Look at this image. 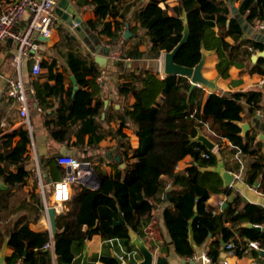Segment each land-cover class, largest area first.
<instances>
[{"label": "trees", "instance_id": "1", "mask_svg": "<svg viewBox=\"0 0 264 264\" xmlns=\"http://www.w3.org/2000/svg\"><path fill=\"white\" fill-rule=\"evenodd\" d=\"M144 1L134 11V16L150 38V53L154 57H159L162 51L169 52L182 40L183 18L187 15L190 37L177 51L175 61L178 64L193 67L202 59V51L215 50L219 55L217 69L220 74H224L231 60L241 67L242 63L238 60L244 52L243 58L249 56L250 60L245 71L264 74V57L255 64L250 59L255 50L263 51L264 45L252 38L242 40L245 20L251 26L256 21L264 22V0H239L237 9L230 6L228 0H179L177 6L166 8L160 6L162 0ZM123 2L102 0L95 6L96 20L86 25L96 34L98 47H102L103 35L112 37L108 44L115 45L114 41L118 31H122L123 23L115 20L116 28L112 30V23L106 19H116ZM215 25L219 26L218 34L214 31ZM4 46L8 50L13 47L9 41ZM131 56L134 60L129 68H125L123 63V73L127 80L118 87L119 95L128 99L125 108L120 111L121 127L126 125L133 128L139 136V146L132 149L128 140L124 144L120 142L124 150L117 159L119 174L106 180L98 173L100 186L95 190L84 186L74 195L70 211L58 215L54 252L60 263L71 264L74 251L83 253L87 240L94 234H101L104 240L121 238L130 242L128 225L141 234V227L151 220L156 206L164 198L168 202L163 213L164 222L179 252L189 256L193 254L191 234L198 245H202L213 234L212 245L207 252L211 261L217 259L222 240L226 244L232 241L239 254L249 246L242 242V247V237L258 241L261 248H264V230L256 228L264 225V207L254 203L242 207V199L237 192L228 202L229 206L216 213L208 200L220 194L230 197L233 190L223 186L218 173L203 170L217 164L216 155L202 144L192 141L200 131L207 128L209 137L222 153L224 139L230 140L242 155L252 153L255 146L261 144L257 141V131L253 128L243 135L236 121L237 114L226 118L225 108L241 101H250L249 105L244 106L247 117L256 116L259 110H264L261 105L263 92L258 89L228 91L225 94L214 92L205 98L206 91L198 86L191 88V81L187 77L170 75L161 78L157 68L143 60L144 54L126 53L123 58ZM145 58L150 57L148 55ZM12 59L10 53L8 60ZM68 69L75 77L78 88L74 91V83L71 82L66 101L60 103L64 112L56 116L53 112L44 113L45 125L54 139L66 144L73 131L69 124L90 115L101 117L104 112V101L98 97L102 83L97 82L101 75L99 64L93 58L88 61L80 52L72 51L68 53ZM53 76L57 79L56 84H50L48 80L34 83L40 107H43L44 99L63 92L64 75L56 73ZM88 86L92 90L87 89ZM132 98L134 101L131 104L129 100ZM94 99L95 105L92 107ZM54 117L58 120L53 125ZM92 124L97 128L100 126L98 120ZM31 147L32 133L25 127L0 137V179L7 185V189L0 188V213L12 208L16 188H24L28 179L35 177V168H27L32 161ZM130 154L133 155L130 157ZM204 154H209L210 158H205ZM186 156H192L188 174L177 168ZM58 157L52 155L39 158L41 171L50 173L60 170L65 173L57 162ZM134 158L136 161L131 162ZM121 164H126V167L121 168ZM248 167L245 183L249 185L259 182L264 192V153L253 156ZM44 190L47 194L45 178ZM41 196V193L35 194L33 201L26 204L35 214L34 221L41 216ZM144 214L147 218L142 224L139 219L134 221L137 215ZM120 215L125 222L117 224ZM28 216V213L19 216L7 231L6 237L12 253L6 257V264H16L18 261L21 264H52L51 252L44 247L50 234L48 231H33ZM96 220L99 221L97 225ZM245 223H251L253 227H246ZM83 225H88L86 231H82ZM238 226L240 239L235 234ZM102 259L110 264H119L113 256Z\"/></svg>", "mask_w": 264, "mask_h": 264}, {"label": "crops", "instance_id": "2", "mask_svg": "<svg viewBox=\"0 0 264 264\" xmlns=\"http://www.w3.org/2000/svg\"><path fill=\"white\" fill-rule=\"evenodd\" d=\"M16 0H0V10L3 9L6 5L15 2ZM60 1V0H59ZM102 0H69L76 11L79 13V16L82 19L84 25L83 30H88L85 36L81 35L79 30L72 28V23L67 22L62 17H60V22L57 25V28L54 30L52 36L47 38L44 41V64L43 72L38 76H32V62L28 58H25L21 66V75L26 83L28 88L29 96V122L19 115V106L14 99L10 98L7 93L8 80L10 78L16 77L18 75L17 69L13 65V59L8 60V56L11 53L13 55L14 44L11 50L5 49L4 43L0 48V137L4 134L17 131L21 127L28 128L32 133V147L30 153H32V159L36 162L39 158H45L52 155H62L70 154L77 157L83 162H88L91 164V167L94 169L96 174L100 173L106 180L114 178L118 175L117 162L119 160V153L124 150L122 146L119 145L127 143V140L130 142L132 149L139 146V136L133 130L131 126L121 127V115L120 112L125 108L128 99L125 96H121L118 93V87L124 83L126 75L123 73V63L125 68L131 66L134 57H126V53L129 54H144V61L148 64H153L155 68L158 66V58L161 55L165 54V51H162L159 57H154L150 53L151 41L148 35L145 34L144 30L140 27L139 22L134 16V11L139 8L140 4L144 3V0H124L119 14L114 19L113 17H107V21L112 23V30L116 28L114 21L119 20L123 23L122 31H118V37L116 38L115 45L111 46L109 54H106L103 48L108 46V42H111L112 37L103 35L102 47L96 46V50L92 49L94 45V40L91 37L96 36V34L91 30L90 27H87V23L93 22L96 20L95 6ZM227 1V0H224ZM228 4L235 9L239 7V0H228ZM147 2V1H146ZM179 4V0H162L160 6L166 8L168 6L175 7ZM172 13V11H170ZM185 15V14H184ZM185 17V16H184ZM241 19H243L241 17ZM256 21L255 23H257ZM260 22H263L260 20ZM254 23V25H255ZM254 25H249L245 20L244 22V35L242 40L246 38H252L264 45V30H256ZM133 28L135 29L133 31ZM214 31L218 34L219 26L215 25ZM230 42H233L231 37H228ZM76 51L80 52L83 56H86L88 61L92 58L99 64L101 67V73L105 72L102 83H101L100 92L98 97L104 101V112L101 117H96L90 115L87 118L79 119L77 123L69 124L73 128V131L69 134L68 143L60 142L54 139L50 130L45 125L44 113L52 114L56 116L58 113L64 112L65 110L60 108V103L66 101L67 92L71 88V82H73L70 70L68 69V53ZM207 54L206 63L203 69L204 76L216 84V89L214 92L218 94H225L228 91H247L248 89H258L263 92V98L261 100V105L264 107V74L255 72L250 73L246 70L247 65L249 64V56L243 58V53L241 58L238 60L242 63L241 67H238L234 60H231L230 65L227 67V70L224 74H220L217 69V63L219 62V55L215 50H204ZM264 52L260 50H255L251 54V63L255 64L253 61V56L257 53ZM104 56L106 59L101 65L97 56ZM149 55L150 58H145ZM12 63V69L8 70V66ZM51 68V69H50ZM264 70V67H263ZM56 73H62L64 75V87L61 94L55 93L52 97L43 100V107L39 105L36 98V88L35 81L44 82L49 81L50 84H56L57 79L53 76ZM51 75V76H50ZM161 78H165L167 75H160ZM191 81V80H190ZM74 83V82H73ZM31 86L35 89V94L31 92ZM204 91H206L205 98L209 96L211 91L206 87L201 86ZM78 86L74 83L73 90L75 91ZM87 89L92 90L91 86H88ZM45 94V93H44ZM44 97V96H43ZM130 103L134 99L129 100ZM250 104V101H241L237 104L229 105L225 108L226 118L231 117L234 114H237L236 121L242 128L243 135H246L251 129L257 131V141L260 142L258 146L252 153L249 155H242L239 150L233 147L230 140L224 139L221 148L224 152L223 163L227 169L236 175V180L232 185L233 193L232 195L226 196L224 194L213 195L208 200V203L214 206L216 213L221 212L226 209L229 205L228 202L230 199L239 192V195L242 199V207L247 203H254L264 207V192L260 189L259 182L254 184H247L244 181L245 173L248 170L249 162L252 160L253 156H258L260 153H264V138H259L262 133V124L264 123V110H259L256 116L247 117V110L244 106ZM95 105V99L92 103V107ZM244 108H241V107ZM16 109V110H15ZM261 116V117H260ZM51 117L49 118V120ZM54 123L58 120L57 117L53 118ZM99 121L100 126L97 128L92 123L93 121ZM71 123V122H70ZM75 124V125H74ZM82 127V129H81ZM209 129L206 128L205 131H202L203 134L209 137ZM210 138V137H209ZM18 139V138H17ZM216 144V143H215ZM216 148H220L216 144ZM214 153V152H213ZM215 154V153H214ZM133 154H130V157ZM118 159V160H117ZM136 161V158L132 159L131 162ZM192 163V156H186L182 159L177 168L181 172L188 174V167ZM33 165V163H32ZM31 165V166H32ZM124 165V166H123ZM30 166V167H31ZM121 168H125L126 164H121ZM65 170V168H64ZM204 170V169H203ZM45 173L47 176L45 177ZM66 173V170H65ZM65 173L60 170H53L48 173L46 170L43 171V176L45 178V186L47 190L46 198L51 205H54V184L55 182L61 180ZM99 177V176H98ZM243 182L245 188L239 190L237 184ZM86 186L85 184L83 187ZM100 186V183L97 187H89L91 189H97ZM82 187V188H83ZM27 191L26 196L20 199V204L16 209L15 195L16 190L14 191V196L12 200V208L5 212L0 213V254L2 247L5 241L8 239L6 237L7 231L11 229L13 223L17 221V218L24 213H28L29 220H31L30 228L35 232H49V223L47 221V214L44 210V198L40 190V187L33 183L32 179H29L26 185L24 186ZM73 189L71 193V199L68 202L63 204L66 213L72 208V199L74 195L78 194L82 189ZM41 193L43 207L41 209V216L37 221H34L35 214L33 211L29 210L27 203H30L34 199V195ZM113 195V193H112ZM168 206L166 198L163 199L161 204L157 205L154 216L147 223L146 226H142V233H138L136 230L139 239L143 240L145 245L154 254L153 264H264V254L261 251H264V248L257 250L255 248H250L248 245L241 251L237 253L236 250L233 252L227 251L226 248L223 251L222 246L221 250L217 256L216 260L210 261V263L205 262L202 259L203 254L207 255V252L212 245L213 234L209 235L207 241L202 245H198L194 241L193 234L190 236V245L193 248L192 255H186L177 250V246L173 243L172 238L169 234L168 228L164 222V210ZM57 214V218H58ZM124 220L123 216L120 215ZM147 218V215H137L134 221L139 219V223ZM125 222V220H124ZM99 223L98 220L95 221V225ZM58 226V225H57ZM129 230L132 229L131 225H128ZM88 225L82 226V231H86ZM264 230V225L262 226ZM235 234L239 237V226L236 228ZM193 238V242L191 241ZM242 247H244L242 242L248 243L246 237H242L240 240ZM249 244V243H248ZM122 245L123 250L130 252V257H126V261L123 264H138L143 256L141 255L137 246L133 245L132 239L130 242L126 239L116 238L104 240L101 234H94L90 239L87 240L86 245L89 251V263L88 264H110L102 257L113 256V253H116L118 256L122 255ZM46 249V248H45ZM31 252L34 250H30ZM51 252L52 264H61L59 261L58 255L55 252ZM12 253V249L7 247L6 257ZM84 256L83 253L79 251H74V259L71 264H81ZM119 263V262H118ZM6 264V262H5ZM120 264V263H119Z\"/></svg>", "mask_w": 264, "mask_h": 264}, {"label": "built area", "instance_id": "3", "mask_svg": "<svg viewBox=\"0 0 264 264\" xmlns=\"http://www.w3.org/2000/svg\"><path fill=\"white\" fill-rule=\"evenodd\" d=\"M59 0H16L13 3L6 5L0 10V48L4 43L12 40L14 44L13 49V65L17 69L18 75L8 80L7 93L8 96L15 100L19 106V115L29 122V96L28 88L21 75V66L25 58L32 62V76H38L43 72V50L44 41L40 38H50L60 22V15L57 13V6ZM77 22H72V28L78 27ZM256 30H264V22L258 21L255 23ZM111 49V46L108 45ZM166 54V53H165ZM165 54L158 58L157 72L160 75L164 73V59ZM105 72L99 76V82H102ZM31 92L35 94V89L31 86ZM264 118V114H262ZM205 158H210L209 154H204ZM58 164L65 168L66 173L64 177L54 184V205H51L46 198L44 190V176L40 169L39 162L36 157L35 178L38 180V185L44 198V210L47 214V221L49 223V240L45 244V248L54 252V236L50 226L48 216V208L54 207L57 214L65 211L63 204L71 199L73 189H80L83 187L87 179V172L85 168L88 162H83L75 156L70 154H62L57 159ZM249 247L261 250V244L258 241H250ZM123 254L119 258L123 263L126 257H130V252L123 250ZM226 250L233 252L235 244L231 241L227 244ZM202 259L210 263L208 255L203 254ZM16 264H21L18 261ZM225 264H227L225 262ZM243 264V263H238Z\"/></svg>", "mask_w": 264, "mask_h": 264}, {"label": "water", "instance_id": "4", "mask_svg": "<svg viewBox=\"0 0 264 264\" xmlns=\"http://www.w3.org/2000/svg\"><path fill=\"white\" fill-rule=\"evenodd\" d=\"M57 13L67 22L72 23L77 22L79 25L77 27V30L81 32L82 36H85L87 33V29L84 28V25L82 23V19L79 16V13L76 11L75 7L70 4L69 0H60L57 6ZM184 20V30H183V38L182 40L169 52H165V59H164V73H166L167 76L170 75H175V76H185L188 79L191 80V88H194L196 86L198 87H206L209 91H211L210 94L214 93V90L216 89V84L214 81L210 80L209 78L207 79L204 76V66L206 63L207 59V54L206 52L202 51L203 56L202 59L198 64H196L193 67H185L180 64H178L175 61V56L177 54V51L188 41L190 34H189V20L187 18V15L183 18ZM91 37L94 40V45L92 46V49L95 51L96 46L98 44V39L91 34ZM41 40L45 41L46 38H40ZM12 42V40H10ZM106 54L110 53V48L106 47L105 48ZM264 57V52L257 53L255 56H253V61L256 62L258 59ZM98 62L101 65L102 60L104 61L106 57L104 56H97L96 57ZM73 82L76 84L75 77H72ZM261 117V116H260ZM262 128V133L260 134L259 138H264V123L261 126ZM193 142H197L202 144L205 148L208 149V151H212L215 153L216 158H217V164L216 165H211V167H206L204 170L208 172H216L219 174L223 181V186L226 188L232 187L233 183L236 180V175L234 172L231 170L229 171L227 167L224 166L223 163V156L222 153L219 149L216 148L215 142L206 136L205 134L202 133V131L199 132V134L192 139ZM124 166V165H123ZM85 171L87 172V179L85 180L84 184L89 187H97L100 183V179L94 169L91 167L90 163H87V166L85 168ZM47 176V173H45V177ZM239 190H242L245 188V184L243 182H240L237 184ZM0 188L1 189H7V185H5L2 180L0 179ZM235 197V196H234ZM48 216L50 220V226L51 230L53 233V236H56V233L58 231V226H57V213L55 211L54 207H49L48 208ZM117 224H122L124 223V220L122 217H119V220L116 222ZM244 226L246 227H253V224H248L245 223ZM258 230H262L261 226H256ZM130 232V237L132 239L133 245L137 246L141 255L143 256V259L138 263V264H153L154 261V254L152 251L149 249L148 246L145 245L144 241L139 239L138 235L136 232H134L133 229L129 230ZM191 241L193 242V238L191 237ZM222 250L224 251L227 244L222 240L221 241ZM9 245V239H7L2 247L1 254H0V264H5L6 262V249ZM27 252V249H26ZM262 254H264V251H261ZM113 257L120 263L123 264L122 260L119 258V256L116 253H113ZM89 263V251L88 247L85 246L84 248V256L81 264H88Z\"/></svg>", "mask_w": 264, "mask_h": 264}, {"label": "rangeland", "instance_id": "5", "mask_svg": "<svg viewBox=\"0 0 264 264\" xmlns=\"http://www.w3.org/2000/svg\"><path fill=\"white\" fill-rule=\"evenodd\" d=\"M8 67V70H10L9 68H13L12 67V63L10 64V65H7ZM10 73H11V70H10ZM16 110V109H15ZM31 152H32V150H31ZM32 154V153H31ZM32 163H33V165H32ZM32 165V166H31ZM31 166V167H30ZM36 168V162H34V160L32 159V161H31V164L30 165H28L27 166V168ZM30 179H32L33 180V183L35 182V184L37 183V185H38V180L33 176L32 178H30ZM29 180V179H28ZM39 186V185H38ZM26 194H27V191L25 190V188H20V189H18V188H16V195H15V201H16V209H17V206H19V204H20V199H22L24 196H26ZM128 258V257H127Z\"/></svg>", "mask_w": 264, "mask_h": 264}]
</instances>
